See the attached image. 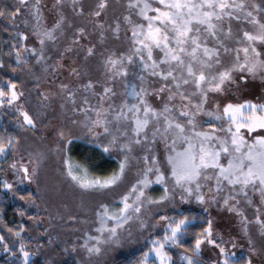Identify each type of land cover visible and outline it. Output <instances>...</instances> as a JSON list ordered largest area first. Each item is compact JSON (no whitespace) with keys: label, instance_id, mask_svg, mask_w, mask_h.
I'll use <instances>...</instances> for the list:
<instances>
[{"label":"rangeland","instance_id":"obj_1","mask_svg":"<svg viewBox=\"0 0 264 264\" xmlns=\"http://www.w3.org/2000/svg\"><path fill=\"white\" fill-rule=\"evenodd\" d=\"M99 3L100 0H76L75 3L73 0H64L61 5H56L55 0H41L39 22L29 13L31 3L15 17L14 22L3 21L0 18V38L8 43L13 60L11 66H8L5 57L0 55V65H2L0 87H4L9 82L15 83L16 91L23 93L15 105L10 106L5 103L0 107V116L18 135L10 163L3 168L0 167V182L13 185V190L3 188L7 190L15 205L23 211L19 230L15 231L22 237L17 238L1 225L0 236L5 238L4 241L12 249L17 247L19 250L23 244L25 250L31 254L29 261H39L42 264L67 262L113 264L114 259L119 255L142 249L148 251L151 248L150 241L164 234L163 222L159 219L161 216H170L192 209L202 211L208 218L214 219L216 230L223 235L224 240L236 243L237 247L232 251L237 252L239 257H244L245 260L251 259L252 264H264V236L260 234L259 224L256 223L258 216L264 220V203L261 202L259 193L249 188L245 197L238 192L239 185L235 186L237 191L234 192L226 182L225 190L216 193L214 180L202 181V192L208 194L211 187L218 201L209 208L208 212L203 210L204 205L197 203L194 197L190 198L189 203H181L180 189H176L174 196L170 195L169 201H164L162 204H145L140 213H130L132 218L124 223L122 228L117 229V237L113 238V242L97 243L95 238L99 237L103 240L109 235L107 232L97 231L101 228V220L106 221L107 227L115 225L116 221L108 219L107 216L119 215L120 209L123 208L122 198L130 192L132 185L136 184L140 173L147 166L143 160L145 155H155L163 165L161 170L170 176V166L167 163L169 152L159 137L155 142L150 138L148 144L143 147L134 146L124 176L110 188L86 191L67 175L65 160L79 164L73 155V144L76 141H88L95 146L101 142L107 143L106 137L94 138L83 127L86 114L81 109H95L102 104L104 108L111 105L118 111L125 101L128 104L136 103V100L126 95L131 92L133 84L137 86V90L144 87L152 93L165 84L159 76L151 75L152 61L147 59V51L144 50L139 54L135 52V49L140 48L141 45L134 42L133 29L141 24L146 26L147 23L138 14L139 8L129 7L130 0H106L103 9L99 8ZM246 3L249 7L244 12L234 11V15L240 16L239 20L228 17L223 21L214 20L221 28L217 37H212L206 32L201 34L202 37H206L204 44L207 47L219 49L223 65H230L235 53H225L217 40L231 49L241 47L236 41L243 38L244 31L254 30V25L244 19L247 11H253V15L264 22V0H246ZM252 4L258 5L259 10H254ZM17 7H19L18 2ZM96 12H100V15H95ZM61 17L63 21L60 28L54 29ZM53 29L55 39L45 38L44 45H41L37 36L33 34L34 32L42 34ZM80 29H83V35L80 34ZM229 29H231V37L225 35ZM17 33H23L28 39L21 40ZM26 48L29 51H25ZM90 48L93 49L92 55L88 54ZM17 51L22 57V62L19 64ZM110 57L118 61L115 67L106 66V61ZM163 58L164 53L154 48L153 60L158 62ZM145 63L149 65L147 69ZM215 67L221 68L220 65ZM160 68H167V65H160ZM89 83L93 87L86 89L85 86ZM167 83L173 86L171 80ZM61 85H67L68 88L62 90ZM105 88H111L115 95L110 93L101 101ZM194 90V86L189 85L181 88V91L189 94ZM69 93H74L71 99ZM168 94L165 92L161 95L166 100ZM209 95L212 101L221 103L229 100L235 102L237 99L255 101L257 98L264 102V92L260 91L259 81L250 84V90L239 97L231 92L226 97L214 93ZM147 99L154 108L163 107V101L156 95H149ZM197 102L198 97H192V104ZM181 103L177 97L169 107L183 123L186 118L179 116ZM183 103L187 104L188 101L185 100ZM21 105L22 108H19L18 106ZM206 109L214 111V104L210 103ZM21 111L27 112L33 118L35 128L23 125ZM87 116L95 119L93 111H88ZM73 120L78 123L72 124ZM196 120L200 124L198 130L201 131H210V125L219 128L222 123L227 128L226 122L214 120L203 113L199 114ZM53 125H67V128L72 130L67 135L71 136L74 132L77 138L70 144H65L64 140L57 143L52 133ZM97 131L102 132L103 129ZM216 135L224 137L225 133L217 131ZM121 142H124L123 137ZM168 143L171 144V139ZM183 147L186 145L178 144L177 150L181 151ZM149 148L151 151L148 150ZM108 156L116 160L119 165L124 153L114 149ZM13 161L26 164L29 168L36 167L37 175L34 180L20 183L23 173L15 172L9 167ZM221 162L227 164L223 156ZM118 165L112 172L118 168ZM213 171L208 170L209 173ZM88 173V179L107 177L111 174L93 175L89 171ZM150 178L154 180L155 175L150 174ZM172 184L173 182L169 181L168 186L171 188ZM163 190V185L152 184L145 193L152 199H159ZM25 192L27 194H23ZM29 193L32 194L31 200L27 198ZM21 195L25 197L24 200L20 199ZM227 196L236 197L231 203L236 204L243 216L221 210L220 205ZM134 199L135 195L131 196L129 203ZM237 200L239 203H236ZM249 200L251 203L248 202ZM105 207L108 210L107 216L104 215ZM245 219L248 221L246 225L242 223ZM93 246L99 247L101 251L89 253L87 248ZM229 247L231 248L230 244ZM253 248L254 254L251 251ZM169 251L173 261L175 259L174 264H185L180 259L183 251L177 247ZM20 254L24 261L21 252ZM201 259L204 264H211L213 250L205 246Z\"/></svg>","mask_w":264,"mask_h":264},{"label":"snow or ice","instance_id":"obj_2","mask_svg":"<svg viewBox=\"0 0 264 264\" xmlns=\"http://www.w3.org/2000/svg\"><path fill=\"white\" fill-rule=\"evenodd\" d=\"M17 2L19 7L11 14L10 22H14L15 17L20 15L30 3V15L37 22L40 21L41 0L34 2L17 0ZM63 2L64 0H55L56 5H61ZM73 2L75 3L76 0ZM105 6L106 0H100L99 8L103 9ZM129 7L139 8L138 14L147 22L146 26L141 24L133 29L134 42L141 45L140 48L135 49V52L139 54L144 50L147 51V59L152 61L151 75L159 76L165 84L154 93L144 87L137 90V86L133 84L131 92L126 95L131 96L136 103L128 104L125 101L118 111L111 105L104 108L102 104L95 109H81L86 114L83 127L87 132L94 138L100 136L107 138V143L101 142L96 146L108 155L116 149L124 153V158L109 176L93 179H88L87 168L65 160L67 175L86 191L110 188L124 176L134 146L143 147L148 144L150 138L155 142L159 137L169 152L167 163L170 166V176L161 170L163 165L155 155H145L143 160L147 166L140 173L136 184L132 185L130 192L122 198L123 208L120 209L119 215L107 216L108 210L105 207L104 215L108 219H114L116 223L112 227H107L106 221L101 220V228L97 231L107 232L109 235L103 240L99 237L95 238L98 244L113 242V238L117 237V229L122 228L123 224L132 218L130 213H140L145 204H162L164 201H169L170 195L174 196L176 189H180L181 203H189L190 198L194 197L197 203L204 205L203 210L208 212L209 208L218 201L211 187L208 194L202 192V181L214 180L216 193L225 190V182L234 192L237 191L235 186L239 185L238 192L245 197H247L246 190L251 188L259 193L261 202L264 203V102L257 98L255 101L237 99L235 102L229 100L221 103L212 101L209 95L214 93L226 97L231 92L239 97L248 92L250 84L256 81H259L260 91L264 92V22L258 20L253 15V11H247L244 19L254 25V30L244 31L243 38L236 41L241 47L231 49L217 40L225 53H235L231 64L223 65L219 49L207 47L204 44L206 37H202L201 34L206 32L212 37H217L221 28L214 20L223 21L225 17L239 20L240 16L234 15V11L244 12L249 7L246 0L239 2L237 0H134V2L130 0ZM251 7L259 10L258 5L252 4ZM95 15H100V12H96ZM2 16L4 12L0 11V17ZM62 21L63 17L57 21L54 29L60 28ZM54 29L42 34L40 32L33 34L37 36L39 43L44 45L45 38L55 39ZM80 34L83 35V29H80ZM17 35L21 40L28 39L23 33ZM225 35L231 37V29ZM154 48L164 53V58L158 62L153 60ZM25 51L29 49L26 48ZM92 53L93 49H88V54L92 55ZM128 59L131 62V57ZM21 62V54L17 51V63ZM117 63V60L110 57L106 61V66L115 67ZM160 65H167V68L161 69ZM216 65H220L223 70L215 67ZM148 67L149 65L145 63V69ZM73 72L75 73L76 70L74 69ZM169 80L173 86H169L167 83ZM185 85L194 86L195 90L190 94L181 91L182 86ZM92 87L91 83L85 86L86 89ZM67 88V85H61L62 90ZM16 89L17 85L11 82L7 84V91L0 87V107L5 103L10 106L16 104L23 96V93H18ZM165 92L169 93L166 100L161 95ZM110 93L115 95L111 88H105L101 101ZM153 94L163 101L161 109L154 108L148 101L147 97ZM73 96L74 93H69L70 99ZM177 97L182 102L179 116L186 118L183 123L169 107ZM192 97H198V102L192 104ZM185 100L188 101L187 104L183 103ZM210 103L214 104V111L206 109ZM18 107L22 108V105ZM88 111L94 112L95 119L87 116ZM201 113L214 120L226 122L227 128L222 123L219 128L210 125L211 130L207 132L198 130L200 124L196 117ZM20 115L23 116V125L36 127L33 118L27 112L21 111ZM77 123L75 120L72 121L74 125ZM101 128L102 132L97 131ZM69 131L72 130L68 129L67 125L52 126V133L57 143L64 140L65 144H70L77 138L74 132L68 136ZM217 131L224 132L225 136H217ZM122 137L124 142H121ZM170 139L171 144L168 143ZM178 144L186 147L178 151ZM13 148H15L14 138L0 135V156ZM148 150L151 151V148ZM222 156L227 160V164L221 162ZM9 167L15 172L23 173L20 183L25 180L32 182L37 175L36 167L29 168L26 164H18L17 161H13ZM209 169L214 171L209 173ZM150 174L155 175L154 180L150 178ZM169 181L173 182L171 188L168 186ZM0 183L4 188L13 190L12 184ZM152 184L164 186L163 194L159 199H152L145 193ZM133 195L135 199L129 203ZM31 196L32 194L29 193L27 198L31 200ZM20 199L24 200L25 197L21 195ZM235 199V196L224 197L220 208L243 216L236 204L231 203ZM248 202L251 203L250 200ZM236 203L239 201L237 200ZM159 219L163 222L164 234L150 241L151 248L143 253L142 259L137 264H156L157 261L158 264H174L169 250L173 247H184L183 238L188 235L189 226L197 218L178 213L175 216H161ZM242 223L246 225L248 221L245 219ZM256 223L259 224L260 234L264 236V220L258 216ZM16 235L19 236V233ZM4 240L5 238L0 236V244H4ZM249 243L251 244V241ZM205 246L213 250L211 264H242L243 258L232 251L237 247L236 243L224 240L223 235L217 232L215 221L211 217L206 223L201 224L200 231L194 234L191 247H184L180 259L185 264H204L201 253ZM4 250L8 251L6 245ZM19 251L23 255L24 264H29L31 254L25 250L23 244ZM87 251L99 253L101 249L93 246L88 247ZM251 251L255 253L254 248ZM243 264H252V261L246 259L243 260Z\"/></svg>","mask_w":264,"mask_h":264},{"label":"trees","instance_id":"obj_3","mask_svg":"<svg viewBox=\"0 0 264 264\" xmlns=\"http://www.w3.org/2000/svg\"><path fill=\"white\" fill-rule=\"evenodd\" d=\"M17 8V0H0V11L4 12V16L0 17L3 21L10 22L11 14ZM19 44V43H18ZM134 45V44H132ZM12 50L8 46V43L0 38V55L4 56L8 66L12 64L13 60L11 58ZM4 90L7 91V85H5ZM0 135H3L5 138L13 137L14 143L18 139L16 131L7 126L5 120L0 116ZM74 158L76 161L93 175H104L109 174L112 170L118 165L117 161L112 157L106 155L99 150L97 146L88 141H76L73 144ZM13 149H9L3 156H0V167L3 168L5 165L10 163L11 155ZM23 194H27L26 192ZM23 211L19 209L12 199L9 197L7 190H5L0 183V225L6 229L8 232H12L14 236L20 238L22 236H17L15 231L19 230L20 219ZM180 213L190 217H196L197 219L189 226V233L183 238L184 247H191L193 243L194 234L200 231L201 224L206 223L208 217L202 211L197 210H184ZM177 214H170V216H175ZM203 218V219H201ZM11 229V231H9ZM5 245L8 248V251L4 250ZM184 247H177L180 251H184ZM146 252L145 249L136 250L129 252L125 255L117 256L113 264H137L143 257V253ZM242 262L245 260L244 257H241ZM175 261V259H174ZM0 264H24L19 250L16 248H10L8 243L4 241V244H0ZM29 264H42L39 261L30 260ZM65 264H75L73 262H67ZM158 264V262H156Z\"/></svg>","mask_w":264,"mask_h":264}]
</instances>
